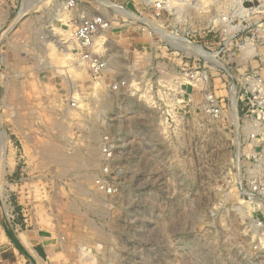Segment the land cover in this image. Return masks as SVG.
I'll return each mask as SVG.
<instances>
[{
  "label": "rangeland",
  "instance_id": "1",
  "mask_svg": "<svg viewBox=\"0 0 264 264\" xmlns=\"http://www.w3.org/2000/svg\"><path fill=\"white\" fill-rule=\"evenodd\" d=\"M36 1L27 10L31 0H0V191L5 221L14 218L12 235L27 232L44 245V264H264V236L250 219L258 213L236 184L234 121L204 125L196 118L169 131L146 104L102 90L94 107L92 79L69 67L74 56L61 61L53 42L63 45L74 34L64 26L65 3ZM201 3L204 11L192 13L191 23L215 20V30L121 28L111 48L122 58L147 51L168 76L198 62L161 32L191 38L230 70L232 77L218 76L207 65L212 90L225 103L233 99L236 120L228 83L248 72L264 79V0ZM136 37L145 47H135ZM77 91L81 111L64 101ZM103 135L118 139L111 158L101 154Z\"/></svg>",
  "mask_w": 264,
  "mask_h": 264
},
{
  "label": "built area",
  "instance_id": "2",
  "mask_svg": "<svg viewBox=\"0 0 264 264\" xmlns=\"http://www.w3.org/2000/svg\"><path fill=\"white\" fill-rule=\"evenodd\" d=\"M137 1L138 6L130 7L132 0H124L123 3L116 0H63L66 4L65 12L70 13L64 26L74 29L72 39L62 42L71 45L74 60H69V67L78 72L86 71L92 79L93 94L90 92L89 96L92 94L90 101L94 107L98 102L97 93L101 90L109 97L125 95L146 104L158 116L159 123L166 127L165 130H175L177 124L183 122L191 124L196 118H201L204 125H207L205 119H232L234 130L231 131L235 136L233 151L236 162L241 166L237 170L236 184L241 196L255 207L258 214L250 219L264 236V79L259 72H248L247 75L242 74L243 79L237 85L228 83L226 90L231 96L232 92L235 93L237 102L238 118L235 120L232 117L233 99L225 103L212 90L216 85L211 83L207 71L209 61L204 56L189 52L196 57L198 65L193 68L179 66L180 71H168V76L166 72H161V67L165 64L161 66L159 58L147 51L129 55L122 52L125 53L124 58L118 56L111 46L114 31L121 28H134L144 33L152 30L158 34L157 31L163 28L176 29L177 25L199 30H215L218 27L215 20L191 23L192 13L202 14L204 11L201 0L188 3L176 0V4L175 0ZM122 11L131 14V17L124 16ZM170 20L172 21L168 24ZM220 25L224 27V23ZM100 34L104 36L102 41L99 39ZM227 35V41L234 40V33ZM188 38L185 39L191 45L199 46ZM215 67L219 72L218 76L225 74L232 77L224 64ZM83 100L78 91L73 98L70 96L64 99L66 107L75 111L83 110ZM101 139L102 156L106 159L113 157L116 152L111 143H117L118 139L109 135H103ZM6 206L8 207L5 203V208ZM8 221L14 224L12 216Z\"/></svg>",
  "mask_w": 264,
  "mask_h": 264
},
{
  "label": "crops",
  "instance_id": "3",
  "mask_svg": "<svg viewBox=\"0 0 264 264\" xmlns=\"http://www.w3.org/2000/svg\"><path fill=\"white\" fill-rule=\"evenodd\" d=\"M135 47H145L144 38L132 40ZM0 191V264H44L46 249L41 243H34L27 232L12 235V224L4 218Z\"/></svg>",
  "mask_w": 264,
  "mask_h": 264
},
{
  "label": "bare ground",
  "instance_id": "4",
  "mask_svg": "<svg viewBox=\"0 0 264 264\" xmlns=\"http://www.w3.org/2000/svg\"><path fill=\"white\" fill-rule=\"evenodd\" d=\"M33 3H35V5L36 4H41L40 2H33V0H31V2L28 4L29 5V7L27 8V10L29 9H32L33 7H35V5L33 4ZM33 4V5H32ZM110 5H112V4H110ZM65 6H66V4H65ZM66 9V8H65ZM27 10H24V12L21 14V16L22 15H24V13L27 11ZM122 13L124 14V16H126V15H128V17L130 16L131 17V14H129V13H126L125 11H122ZM56 19H60V20H63L62 19V17L60 16V15H56ZM55 27V25H53L52 23H50V25H49V28H54ZM68 33H69V31H70V27L68 28ZM158 33L160 32V31H157ZM69 35V34H68ZM161 35L165 38V39H169V42H171L172 44H174L177 48H179V49H181V50H183V51H190V52H193V53H195V55H197V56H204L206 59H208V61H210V62H213L217 67H221L222 66V64L220 63V62H218L217 61V58H216V54H212V53H210V52H208V51H206L204 48H202L201 46L199 47V46H197V47H195V46H193V45H191L189 42H187V40L184 38H178L177 36H175V35H170L169 33L167 34V33H165L164 31H162L161 32ZM48 37V36H47ZM47 37H46V43H48L49 45L52 43L53 44V42L55 43V44H57L59 47L58 48H60V50H61V52H62V54L61 55H63V57L62 56H59V59L61 60V61H63L64 60V58L67 56V57H69L70 59H72V51H71V45L70 46H66L64 43H63V45L62 44H58L57 42L58 41H53L52 42V40H50V39H47ZM99 39H104V36H103V34H100L99 35ZM99 39H98V41H99ZM168 41V40H167ZM52 44H51V46H52ZM48 45V46H49ZM53 46H54V44H53ZM66 60V59H65ZM48 67L49 68H51V69H53V70H55L56 72H58V73H63L64 71H62V69H60V67L59 66H55L54 64H52V63H50V62H48ZM65 73V72H64ZM208 80V79H207ZM208 82H209V80H208ZM71 83H74V82H72L71 81ZM71 85H73V91H74V89H75V86H74V84H71ZM233 94V93H232ZM235 107V106H234ZM235 110H236V108H235ZM237 111H235L233 114H234V116H235V118L237 119L238 118V116H237ZM0 135H2V134H0ZM1 137V136H0ZM74 159V158H73ZM75 160V159H74ZM77 160V159H76ZM65 161V160H64ZM67 161V160H66ZM72 161V160H71ZM78 161H80V160H78ZM82 161V160H81ZM68 162V161H67ZM66 162V163H67ZM74 162V161H73ZM61 163V162H60ZM76 163V162H75ZM63 164V163H62ZM66 165V164H65ZM80 165V164H79ZM248 207H249V205H247Z\"/></svg>",
  "mask_w": 264,
  "mask_h": 264
}]
</instances>
